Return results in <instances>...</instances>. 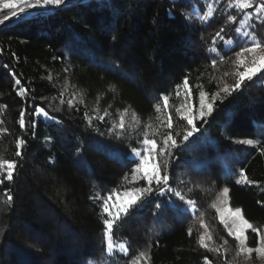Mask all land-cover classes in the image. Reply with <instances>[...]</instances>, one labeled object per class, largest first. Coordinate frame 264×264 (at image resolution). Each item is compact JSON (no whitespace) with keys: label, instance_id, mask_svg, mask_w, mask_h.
<instances>
[{"label":"trees","instance_id":"trees-1","mask_svg":"<svg viewBox=\"0 0 264 264\" xmlns=\"http://www.w3.org/2000/svg\"><path fill=\"white\" fill-rule=\"evenodd\" d=\"M66 2L0 24V161L15 162L11 180L0 166V264H245L221 211L239 208L264 233V70L232 88L264 55L241 52L253 36L264 43V0L247 9L236 0ZM24 7L0 3V20ZM201 93L213 104L203 117ZM189 109L199 131L185 142ZM169 131L177 146L161 155ZM145 138L157 141L152 155L173 191L153 180L116 219L115 196L149 187L131 154ZM105 219L114 220L112 252ZM246 235L255 247L257 234Z\"/></svg>","mask_w":264,"mask_h":264},{"label":"snow or ice","instance_id":"snow-or-ice-1","mask_svg":"<svg viewBox=\"0 0 264 264\" xmlns=\"http://www.w3.org/2000/svg\"><path fill=\"white\" fill-rule=\"evenodd\" d=\"M23 3L26 5V7L21 8L19 13H15V12L13 13V16H18L19 19L22 21L24 20L25 16H31V12L28 11L29 9H44V8L49 7V6H60V5L65 3V0H23ZM9 6H12V5H9ZM236 6L240 7L241 9L250 8L252 6L251 0H236ZM257 12H264V3H261L260 5L257 6ZM212 15H213V13L211 11H208V12H205L203 15H201L200 19L202 21H207L211 18ZM7 18L8 17H5V19H7ZM228 20L235 22L236 17L235 16H229ZM0 23H3V21H0ZM241 23H243V21H241ZM222 31H223V29H221V32ZM236 31L239 33L240 29L237 28ZM244 35H248V33H244ZM216 36L221 37V33L218 32L216 34ZM221 39H222V37H221ZM230 42L231 41H229V43ZM251 43H252L251 47L242 48L241 52H253V53H255L257 51V49H260L262 52H264V43H261L260 41H258L254 36L251 37ZM210 51H216V49L212 48V49H210ZM239 55H240V53H237V56H239ZM212 63H213V65H215L216 61L213 60ZM240 63L243 65L244 61L241 60ZM261 70H264V55H260L258 60L253 59L251 61V66L245 65V70L238 73L239 79L235 82V84L232 86V88L233 89L240 88L241 83L245 79H251L253 76L256 75V73L260 72ZM17 83H19V81H17ZM184 83H185V85H187V78H185ZM223 91L228 92L229 91L228 87L225 86ZM203 97H204V94L201 93V111H200L201 117H203L205 115V112L203 111L205 106L207 107L208 113H211L213 110V104L211 102H209L205 105ZM214 99H215V97H213V100ZM163 100H164L165 107H167L168 97L164 96ZM157 111H159L158 106H157ZM177 112H179V109H177ZM24 115H25V113L21 112V117H20V121H19L21 127L24 126ZM34 115H43L46 118L48 117L47 112H45L42 108H36L34 110ZM101 119H102V117H101ZM181 119L186 120L187 124L191 126V130L186 131L185 134L183 135V141L188 142L190 137H193L194 134L199 131V129H197L195 126V123H194L195 117L191 114L190 109L188 112L181 114ZM120 127L121 128L124 127L123 122H121ZM167 127L169 129H172V127H173L171 114H169V117L167 120ZM243 142L250 144V145L255 143V141H253L252 139H248V140L243 141ZM169 143H170L171 147L177 146V141L174 138L171 131H169L168 134L166 136H164L163 147H159V152L161 155H164L167 152V149L169 147ZM21 144H23V140L18 141L17 147H19V145H21ZM142 144L145 146L143 152L139 151L136 147H133L131 149V154L135 155V156H142L141 162H140V164L137 165V168L139 170L143 171L145 178L148 180L149 187L144 188V189L134 190L133 194L130 195V198L123 205H121L118 208L117 215L115 217L116 219L119 218V214L121 212H123L124 214H127L128 210L134 204L138 203L141 200L144 193H146V192L150 193L152 191L151 185H152L153 180L156 181L157 186H160L161 184L164 185V186L159 187V191L161 194H163L165 191H169V192L173 191L170 187H165L168 185L169 177L166 174H162L161 167L158 163H154L151 170H149L147 167H145L146 162L153 160L151 153L155 152L157 150V148H158L157 141L155 139L145 138L142 141ZM17 155H19V152L17 153ZM2 165H6L7 168L9 169V171L7 173V179L11 180L12 179V169L14 168L15 162L14 161H0V166H2ZM241 177H242V179L247 180V177L243 176V173H241ZM239 182L240 181L238 180L237 183H239ZM228 191H229V189L227 187H225L223 189V193L225 195L228 193ZM174 195L176 197H179L182 201L184 200L183 196L181 195V193L179 191L174 192ZM8 199L11 200V197L9 196ZM184 204H185V210L187 208H191L193 211L196 210V208H195L196 202L195 201L189 199L187 201H184ZM156 207L159 209L160 205L157 204ZM103 211L109 212V205H108L107 200L104 202ZM233 218H234L233 222L237 224V230L235 232V239L238 242L237 246H238L239 252L251 254L253 251H255L259 255L264 256V233L261 232V229L253 226L252 223H250L248 220H246L241 215V210L239 208L235 209V212L233 213ZM113 223H114L113 219H105L104 220V224L106 226L105 236L107 238V251L108 252H112L113 247H114L112 236L110 234L112 231V228H113ZM249 229L253 233H256L259 236V239L257 241L258 246L255 249L247 246L248 239H247L246 232ZM229 233L232 234L231 228H229ZM190 234H191V230H190ZM209 239H211V237H209ZM200 243L203 247L208 248V245L206 243H204V237L203 236H201V238H200ZM119 247L124 248L126 246L124 244H120ZM216 251H219V250L216 249ZM140 255L142 256L144 254L140 253ZM205 259H207V257H205ZM208 264H211V261H208Z\"/></svg>","mask_w":264,"mask_h":264},{"label":"rangeland","instance_id":"rangeland-1","mask_svg":"<svg viewBox=\"0 0 264 264\" xmlns=\"http://www.w3.org/2000/svg\"><path fill=\"white\" fill-rule=\"evenodd\" d=\"M151 156L153 157V160H151L149 162H146V164H145V167H147L149 170H151V168L153 167L154 163H157L156 162V158L152 155V153H151ZM141 159H142V156H141ZM130 195L115 196V198H113V200H112V201H114L113 202V208L115 210L114 212H111V215L113 217L117 215L118 208L121 205H123L130 198ZM234 212H235V209H229L227 207H223V210L221 211V217H223L224 221L226 222L228 229L229 228L232 229V233L235 236V232L237 230V224L233 222L234 221V218H233V213ZM253 226H255V225L253 224ZM258 239H259V236H258ZM258 239H257V241H258ZM247 246L251 247L249 245H247ZM257 246L258 245H256L255 247H252V248L255 249ZM245 257H246L245 258V264H262L263 261H264V256L259 255L255 251H253L251 254H247L246 253Z\"/></svg>","mask_w":264,"mask_h":264},{"label":"built area","instance_id":"built-area-1","mask_svg":"<svg viewBox=\"0 0 264 264\" xmlns=\"http://www.w3.org/2000/svg\"><path fill=\"white\" fill-rule=\"evenodd\" d=\"M5 1H7V0H0V3L5 2ZM65 4H67L66 0H65V3L64 4H62L60 6H54V7H56V9H57L58 7L64 6ZM45 9L46 8H44V9H29L28 11H30L31 12V15H32V14L38 13L39 11H41V12H51V11H54L55 10V9H51L49 11H45ZM17 11L20 12V9L17 10Z\"/></svg>","mask_w":264,"mask_h":264},{"label":"water","instance_id":"water-1","mask_svg":"<svg viewBox=\"0 0 264 264\" xmlns=\"http://www.w3.org/2000/svg\"><path fill=\"white\" fill-rule=\"evenodd\" d=\"M51 9H56V7H54V6H49V7H47L46 9H45V11H49V10H51ZM41 11H39L38 13H40ZM14 13V12H13ZM13 13L12 14H10V15H8L7 17L8 18H10V17H12L13 16ZM15 13H19V11H15ZM7 18V19H8ZM4 20H6L5 18L4 19H2L1 21H4ZM1 24V23H0Z\"/></svg>","mask_w":264,"mask_h":264}]
</instances>
